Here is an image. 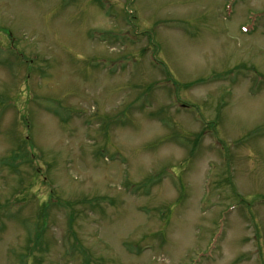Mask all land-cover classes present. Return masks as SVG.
<instances>
[{
    "label": "rangeland",
    "instance_id": "1",
    "mask_svg": "<svg viewBox=\"0 0 264 264\" xmlns=\"http://www.w3.org/2000/svg\"><path fill=\"white\" fill-rule=\"evenodd\" d=\"M0 264H264V0H0Z\"/></svg>",
    "mask_w": 264,
    "mask_h": 264
},
{
    "label": "bare ground",
    "instance_id": "2",
    "mask_svg": "<svg viewBox=\"0 0 264 264\" xmlns=\"http://www.w3.org/2000/svg\"><path fill=\"white\" fill-rule=\"evenodd\" d=\"M215 233H216V232H215ZM215 233H213L212 236H214ZM222 234H223V232H221L219 238L222 237ZM211 239H212V238H211ZM211 239L209 240V242L211 241ZM213 244H215V242H214ZM209 249H210V248H209ZM215 249H216V246H214L213 249H211L210 253H209L208 251H207L206 253H201V254L198 253V257H197V258H200V259H201V258H207V259H209V258L211 257L212 252H214Z\"/></svg>",
    "mask_w": 264,
    "mask_h": 264
}]
</instances>
